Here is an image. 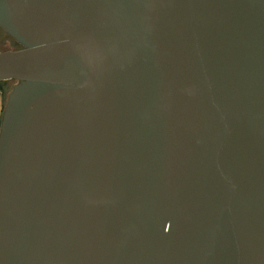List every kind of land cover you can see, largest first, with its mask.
Instances as JSON below:
<instances>
[{
    "label": "water",
    "instance_id": "95a60500",
    "mask_svg": "<svg viewBox=\"0 0 264 264\" xmlns=\"http://www.w3.org/2000/svg\"><path fill=\"white\" fill-rule=\"evenodd\" d=\"M0 264H264V0H0Z\"/></svg>",
    "mask_w": 264,
    "mask_h": 264
},
{
    "label": "rangeland",
    "instance_id": "374dc122",
    "mask_svg": "<svg viewBox=\"0 0 264 264\" xmlns=\"http://www.w3.org/2000/svg\"><path fill=\"white\" fill-rule=\"evenodd\" d=\"M15 49H17V45L14 44L13 41L4 32L0 30V52L10 51ZM4 89H6L5 85H1L0 86V116L2 114V108L5 104V97L7 92L4 91Z\"/></svg>",
    "mask_w": 264,
    "mask_h": 264
},
{
    "label": "trees",
    "instance_id": "16d2710c",
    "mask_svg": "<svg viewBox=\"0 0 264 264\" xmlns=\"http://www.w3.org/2000/svg\"><path fill=\"white\" fill-rule=\"evenodd\" d=\"M1 30V29H0ZM2 32H4L3 30H1ZM5 33V32H4ZM6 34V33H5ZM7 35V34H6ZM8 36V35H7ZM9 37V36H8ZM10 38V37H9ZM11 39V38H10ZM12 41H13V43L14 44H16L17 45V49H15V50H18V49H21V46L19 45V44H17L13 39H11ZM15 81H2V82H0V86L1 85H5V88L6 89H4V91H7L6 92V97H5V101H6V99H7V96H8V94L10 93V91L12 90V88H13V86L15 85ZM8 84H9V86H8ZM5 105V104H4ZM3 110H4V106H3V108H2V114H3ZM2 114H1V116H0V122H1V117H2Z\"/></svg>",
    "mask_w": 264,
    "mask_h": 264
}]
</instances>
